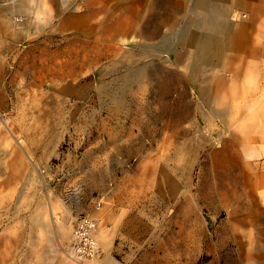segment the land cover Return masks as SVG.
<instances>
[{
	"label": "rangeland",
	"instance_id": "374dc122",
	"mask_svg": "<svg viewBox=\"0 0 264 264\" xmlns=\"http://www.w3.org/2000/svg\"><path fill=\"white\" fill-rule=\"evenodd\" d=\"M23 1L0 0V264H264V0ZM241 22L222 62L206 35Z\"/></svg>",
	"mask_w": 264,
	"mask_h": 264
},
{
	"label": "bare ground",
	"instance_id": "6f19581e",
	"mask_svg": "<svg viewBox=\"0 0 264 264\" xmlns=\"http://www.w3.org/2000/svg\"><path fill=\"white\" fill-rule=\"evenodd\" d=\"M29 1H33V0L23 1L22 3H20V5L17 6V9H18V7H19V9L25 8V4H27ZM3 9H4V4L2 3V6L0 5V20H1V18H3V17H1ZM1 22H2V20H1ZM247 28L248 27L244 22L238 23V25H236V27H232V29L227 28L225 25H223V26L222 25H220V26L216 25L214 27V29L212 30V32L210 34L206 35L208 37V39L212 41L211 43L213 46H216V43H220L219 47L217 48V51L219 52V58L222 62L226 61L227 57H229V59H232L233 55H235L236 53L239 52V49L242 46L244 33L247 31ZM179 29L180 28H178V30ZM226 31H228V32H226ZM200 38L201 37L196 33L192 34V36L190 37L192 50H193L194 54L195 53L197 54L198 48L202 42L200 40ZM216 86L217 85L212 80V82L209 83L208 87H206L207 90L205 91L206 100H207V102H209V105L211 106V109L209 111V112H211L210 113L211 117H215L217 115L225 113L224 110L225 111L230 110V112H231L233 110L232 108L234 106L231 103V100H232L231 96H233L235 93L234 88L231 87L229 89V94L231 95V96H229L227 94H221ZM221 109L223 111H220ZM260 137L264 141V135H262ZM21 145H22V148L25 150L31 149V146L29 144H27V142L21 141ZM217 160L220 161L222 159L219 158ZM24 164H25V159H23L22 156L19 154L16 157L15 164L13 162L8 164L10 166V170H11L9 173V178L13 183L12 187H11L12 193L16 189V186L19 184V182L22 180V178H26L24 176ZM262 177L264 178V173H263ZM229 192H230V190H229ZM231 193L233 195L236 194L235 190H233V189L231 190ZM31 198L32 197H31L30 192L25 191L21 197V202L22 203H29L31 201ZM41 212L42 211H40L38 209L37 214L39 215V218L41 216ZM39 218H37L38 223H39ZM92 227H93V224L91 221L88 220V221L84 222V225L80 226V228H83V229L78 230V235H79V236H77L78 240L83 241V237H84L85 233H87V230H88V232L90 234ZM73 234H71V235H73ZM90 238L92 240H94L92 246H96L97 240L95 238L93 239L91 234H90ZM81 243H79V244H81ZM102 245L108 247L110 250L111 246H112V240H110L109 237L102 236ZM79 247L82 248L80 251H83L87 254L92 253L93 249L95 248V247H93V248H89V250H86L82 246H79ZM75 252H77L79 255L78 250H75ZM112 259H113V257H112ZM113 260H115V259H113ZM90 261H96L98 264H101L99 259H97V257L95 255L92 257V259H90Z\"/></svg>",
	"mask_w": 264,
	"mask_h": 264
},
{
	"label": "built area",
	"instance_id": "2783aa9c",
	"mask_svg": "<svg viewBox=\"0 0 264 264\" xmlns=\"http://www.w3.org/2000/svg\"><path fill=\"white\" fill-rule=\"evenodd\" d=\"M89 218H83L79 223H83L84 221H87ZM83 228H80L79 227V224H78V227H77V229H76V232L78 231V230H82ZM93 241L94 240H92L91 238H90V234H89V232H88V230H87V233H85V235H84V237H83V241H82V243H81V246L83 247V248H85L86 250H89V248H93V247H95V246H92L93 245ZM97 247L98 246H96L95 247V249H97ZM82 248H80V247H78V250H81Z\"/></svg>",
	"mask_w": 264,
	"mask_h": 264
}]
</instances>
